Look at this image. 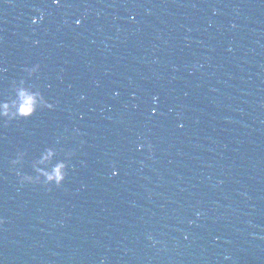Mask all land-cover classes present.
<instances>
[{"label": "water", "instance_id": "water-1", "mask_svg": "<svg viewBox=\"0 0 264 264\" xmlns=\"http://www.w3.org/2000/svg\"><path fill=\"white\" fill-rule=\"evenodd\" d=\"M21 86L54 108L0 120V264H264V0H0Z\"/></svg>", "mask_w": 264, "mask_h": 264}, {"label": "clouds", "instance_id": "clouds-1", "mask_svg": "<svg viewBox=\"0 0 264 264\" xmlns=\"http://www.w3.org/2000/svg\"><path fill=\"white\" fill-rule=\"evenodd\" d=\"M53 4H59L60 0H52ZM79 21H77V24ZM39 70V65H35L31 68H26L25 71L28 73L29 77L33 76ZM21 81V85H23ZM154 98V102H155ZM41 108H47L52 110L54 104L50 103L45 99L43 94L39 91H33L26 87H19L16 90V99L8 102H0V120L8 123L10 120H15L19 118H29L35 114V112ZM151 149V145H148ZM72 156V153L69 152ZM56 156V150L54 148H46L40 155L39 159L35 161L33 167L36 172L35 176L22 174L20 171H16V175L19 177L21 184H41L44 186L55 185L60 187L66 176L68 165L64 160H59L55 164H51V161ZM24 157V153H19L15 160L12 161L13 164H19ZM51 165L50 168L42 167L43 165ZM199 215V214H197ZM4 221L0 219V224ZM151 239V237H149Z\"/></svg>", "mask_w": 264, "mask_h": 264}]
</instances>
